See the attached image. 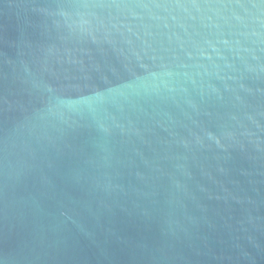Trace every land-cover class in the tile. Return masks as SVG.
Masks as SVG:
<instances>
[{
  "label": "water",
  "instance_id": "1",
  "mask_svg": "<svg viewBox=\"0 0 264 264\" xmlns=\"http://www.w3.org/2000/svg\"><path fill=\"white\" fill-rule=\"evenodd\" d=\"M0 264H264V0H0Z\"/></svg>",
  "mask_w": 264,
  "mask_h": 264
}]
</instances>
